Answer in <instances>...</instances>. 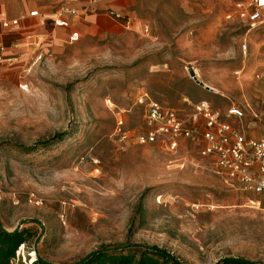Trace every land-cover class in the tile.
Listing matches in <instances>:
<instances>
[{
  "label": "rangeland",
  "instance_id": "obj_1",
  "mask_svg": "<svg viewBox=\"0 0 264 264\" xmlns=\"http://www.w3.org/2000/svg\"><path fill=\"white\" fill-rule=\"evenodd\" d=\"M208 3L206 16L186 13L185 42L175 32L83 37L0 69V222L33 235L16 264L38 255L73 264L122 244L156 245L185 264H264L254 194L219 175L199 141L183 140L175 155L137 141L147 130L144 94L183 119L192 113L185 100L222 113L239 106L240 129L264 136V92L253 78L263 68L264 24L249 30L227 19L230 1ZM119 116L126 140L115 135Z\"/></svg>",
  "mask_w": 264,
  "mask_h": 264
},
{
  "label": "built area",
  "instance_id": "obj_2",
  "mask_svg": "<svg viewBox=\"0 0 264 264\" xmlns=\"http://www.w3.org/2000/svg\"><path fill=\"white\" fill-rule=\"evenodd\" d=\"M264 0H247L236 4L235 9L227 19L237 17L245 27L253 30L264 22ZM116 20L124 19L117 12L108 13ZM31 17L39 16L38 11L30 13ZM80 11L64 1L55 11L54 25L60 28L71 26V19H78ZM19 25V20H0V66L12 64L13 57L5 56V46L2 35L13 27ZM148 31V30H147ZM79 39L78 32H73L70 42ZM244 57L248 55V45L241 44ZM263 68L253 74V78L261 84L264 92V55L262 57ZM242 70H236L233 75L240 79ZM192 107V113L187 119H183L174 108H167L144 94L138 103L145 106V118L147 130L137 137L139 144L161 143L168 153H178L183 140L199 141V154L208 159L215 171L224 177L228 183L237 185L239 190L254 194L255 200H251L254 208L264 213V136L247 137L240 129L237 121H241L245 114L239 106L229 108L226 113L216 110L208 101H200L195 104L185 100ZM124 129V121L121 116L117 118L116 133L122 140L127 139Z\"/></svg>",
  "mask_w": 264,
  "mask_h": 264
},
{
  "label": "crops",
  "instance_id": "obj_3",
  "mask_svg": "<svg viewBox=\"0 0 264 264\" xmlns=\"http://www.w3.org/2000/svg\"><path fill=\"white\" fill-rule=\"evenodd\" d=\"M64 1H69L80 11V17L71 19L68 28L54 25L55 11ZM228 1L234 8L237 3L247 0H0V20H19L18 26L2 35L5 56L13 57L15 61L0 66V69L27 62L63 43H75L69 40L73 32H78L79 39H107L128 32L155 38L160 32H175L181 33L180 39L185 42L186 13L190 20L196 15L206 16L211 12L208 2L217 5ZM33 11H38L39 16L31 17ZM109 11L119 13L124 19L112 18ZM176 16L182 18L179 25L172 20Z\"/></svg>",
  "mask_w": 264,
  "mask_h": 264
},
{
  "label": "trees",
  "instance_id": "obj_4",
  "mask_svg": "<svg viewBox=\"0 0 264 264\" xmlns=\"http://www.w3.org/2000/svg\"><path fill=\"white\" fill-rule=\"evenodd\" d=\"M33 235L27 229L8 231L0 222V264H16L19 248ZM27 264V263H18ZM32 264H57L37 256ZM73 264H185L164 248L146 244L102 247ZM217 264H261L244 258H224Z\"/></svg>",
  "mask_w": 264,
  "mask_h": 264
},
{
  "label": "water",
  "instance_id": "obj_5",
  "mask_svg": "<svg viewBox=\"0 0 264 264\" xmlns=\"http://www.w3.org/2000/svg\"><path fill=\"white\" fill-rule=\"evenodd\" d=\"M189 73H190V76L195 80L196 83H198V84L201 85V86H204V84H203L202 82H200V81L198 80V78L196 77V75H195L193 69H190V70H189Z\"/></svg>",
  "mask_w": 264,
  "mask_h": 264
},
{
  "label": "bare ground",
  "instance_id": "obj_6",
  "mask_svg": "<svg viewBox=\"0 0 264 264\" xmlns=\"http://www.w3.org/2000/svg\"><path fill=\"white\" fill-rule=\"evenodd\" d=\"M195 73V75H196V72H194Z\"/></svg>",
  "mask_w": 264,
  "mask_h": 264
}]
</instances>
